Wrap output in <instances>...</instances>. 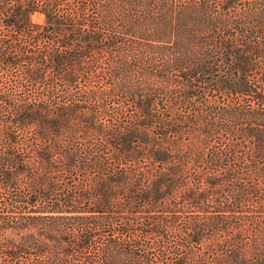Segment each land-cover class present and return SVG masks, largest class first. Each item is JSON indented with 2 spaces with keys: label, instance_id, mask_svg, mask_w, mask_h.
Listing matches in <instances>:
<instances>
[{
  "label": "trees",
  "instance_id": "obj_1",
  "mask_svg": "<svg viewBox=\"0 0 264 264\" xmlns=\"http://www.w3.org/2000/svg\"><path fill=\"white\" fill-rule=\"evenodd\" d=\"M0 264H264V0H0Z\"/></svg>",
  "mask_w": 264,
  "mask_h": 264
},
{
  "label": "rangeland",
  "instance_id": "obj_2",
  "mask_svg": "<svg viewBox=\"0 0 264 264\" xmlns=\"http://www.w3.org/2000/svg\"><path fill=\"white\" fill-rule=\"evenodd\" d=\"M33 20L37 22H42L44 20V16L36 14L33 16Z\"/></svg>",
  "mask_w": 264,
  "mask_h": 264
}]
</instances>
